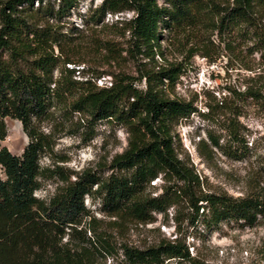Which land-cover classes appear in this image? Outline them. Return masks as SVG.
<instances>
[{"label": "trees", "instance_id": "16d2710c", "mask_svg": "<svg viewBox=\"0 0 264 264\" xmlns=\"http://www.w3.org/2000/svg\"><path fill=\"white\" fill-rule=\"evenodd\" d=\"M77 2L0 0V264H103L108 256L118 258L114 264H208L191 254L180 231L210 232L224 220L252 226L264 217V193L234 196L206 188L188 154L179 151L174 126L197 110L192 99L169 94L181 62L145 67L137 77H144L142 86L124 72L109 73L110 83L102 85L73 77L75 67L67 63L83 61L74 57L82 29L69 26L66 17ZM123 11L132 15L111 24L123 34L128 31L127 47L111 39L98 43L109 60L118 61L122 50L153 60L162 54V29L169 32L167 38L198 32L191 53L209 56V47L217 46L211 38L215 32L225 46L245 38L264 57V0H100L84 21L106 26L107 13ZM241 94L264 99L249 84ZM56 107L86 112L91 123L107 119L122 124L126 146L94 168L64 171L55 161L41 165V156L51 155L55 143L41 122ZM6 117L18 119L27 135L19 154L1 144ZM207 136L198 142L201 154L217 147L239 156L241 150L220 143L211 131ZM54 175L62 183L48 198L37 196L40 178ZM87 194L99 197L100 211L114 218L103 224L84 203ZM156 212L164 220L171 214L175 236L143 247L116 241L110 225L145 224L155 220Z\"/></svg>", "mask_w": 264, "mask_h": 264}, {"label": "rangeland", "instance_id": "374dc122", "mask_svg": "<svg viewBox=\"0 0 264 264\" xmlns=\"http://www.w3.org/2000/svg\"><path fill=\"white\" fill-rule=\"evenodd\" d=\"M99 2L78 0L66 17L69 26L82 29L75 38L80 49L74 57L83 61L67 63L75 67L73 77L89 78L102 85L110 83L112 74L109 73L124 72L135 76V82L142 86L145 79L138 78L145 67L155 65L158 68L170 62H181L182 71L174 88L168 91L170 95L192 99L197 110L174 126L179 151L183 155L188 154L203 176L206 188L226 191L234 196L250 191L264 193V99L241 94L249 84L264 95V57L260 52L252 51L248 47L251 42L239 36L225 46L223 42L219 43L214 32L211 38L217 46L209 47V56H203L199 51L190 52L200 39L195 30L183 35L170 34L167 38L169 32L162 29V54H156L153 60L142 54L132 55L127 50H122L123 57L118 61L109 60L107 50L100 48L98 43L111 39L119 48L125 49L128 31L123 34L111 22L116 18L130 17L132 11L107 13L104 18L106 26L100 23L86 25L84 17H88L89 8ZM246 64L249 68L245 67ZM5 123L7 134L1 144L19 154L28 140L27 135L18 119L6 117ZM41 126L45 131H51L55 140L51 155L41 156V165L52 166L55 161L64 171L97 167L127 144V132L122 124L107 119L91 123L86 112L52 108L50 114L43 118ZM231 129L235 138L231 136ZM208 131L218 136L220 143L228 142L238 151L241 150L239 156L225 154L217 147H213L210 154H201L198 142L201 138L208 140ZM60 157L66 160H57ZM155 180L159 186L161 180ZM40 182V188L35 193L41 198H48L62 183L57 175L41 177ZM153 190L160 191L159 187ZM84 203L96 217L103 219V224L114 218L100 211L99 197L87 194ZM110 227L117 242L125 241L139 247L155 243L163 236H175L170 213L167 220H164L161 212H156L152 222L142 224L129 221L123 228ZM201 232L194 233V229L188 228L181 230L180 234L191 254H198L208 264H264V217L252 226L241 220H224L217 229ZM118 255L121 257L120 252ZM117 260L108 256L103 264H114ZM170 264H174L173 260H170Z\"/></svg>", "mask_w": 264, "mask_h": 264}]
</instances>
